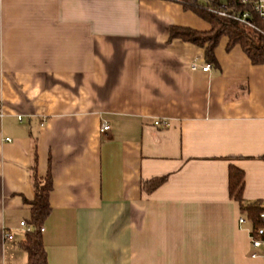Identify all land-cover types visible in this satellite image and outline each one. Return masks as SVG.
I'll use <instances>...</instances> for the list:
<instances>
[{
	"label": "crops",
	"instance_id": "1",
	"mask_svg": "<svg viewBox=\"0 0 264 264\" xmlns=\"http://www.w3.org/2000/svg\"><path fill=\"white\" fill-rule=\"evenodd\" d=\"M172 28L211 27L169 0H0V264H27L34 144L48 264H264L228 192L232 165L264 201V65Z\"/></svg>",
	"mask_w": 264,
	"mask_h": 264
},
{
	"label": "trees",
	"instance_id": "2",
	"mask_svg": "<svg viewBox=\"0 0 264 264\" xmlns=\"http://www.w3.org/2000/svg\"><path fill=\"white\" fill-rule=\"evenodd\" d=\"M179 2L185 10L195 13L210 25L207 32H197L190 29L172 28L171 39H180L204 49L205 61L215 67L218 66L214 50L221 38L228 39L227 50L239 45L253 65H264V20L252 14L254 28L246 27L228 18L219 17L209 11L222 3L233 6L237 11L251 10V4L242 5L240 0H169ZM36 144L32 150L31 183L34 199L30 202V219L28 224L32 232L25 234V240L20 247L27 254V264H48L43 245L40 228L50 213L49 194L52 190V179L48 173L45 178L37 176ZM264 160V157L262 158ZM166 177L154 181L160 185ZM244 173L235 166H229L228 192L229 197L239 203L241 213L251 223L252 235L256 236L259 229L264 228V220L260 215L264 213V201H245L243 198Z\"/></svg>",
	"mask_w": 264,
	"mask_h": 264
},
{
	"label": "built area",
	"instance_id": "3",
	"mask_svg": "<svg viewBox=\"0 0 264 264\" xmlns=\"http://www.w3.org/2000/svg\"><path fill=\"white\" fill-rule=\"evenodd\" d=\"M242 5L251 4V10L237 11L233 6H230L227 3H222L218 7L209 9V11L219 17L228 18L235 22H238L246 27L254 28L252 25V14L257 15L260 19L264 20V0H240ZM191 67L197 69L198 67L203 72H209L211 66L208 64L199 66L196 62H193ZM153 125L155 127H161L162 129H167L169 124L166 121L155 120ZM110 132V126L108 123L103 122L100 127L101 134H107ZM260 218L264 220V213L260 215ZM246 218H239V224L246 223ZM19 227L24 234L32 232L33 228L25 221L19 223ZM40 232L43 233L44 229L41 227ZM257 237L251 235V245L254 249L259 248L264 243V228H261L256 233ZM6 240H13V235L9 232L5 233ZM252 258H255L256 255L252 254Z\"/></svg>",
	"mask_w": 264,
	"mask_h": 264
}]
</instances>
